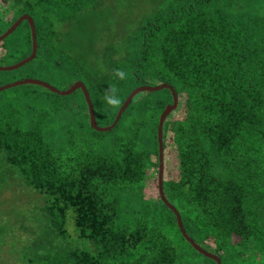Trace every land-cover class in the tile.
<instances>
[{
    "label": "trees",
    "instance_id": "obj_1",
    "mask_svg": "<svg viewBox=\"0 0 264 264\" xmlns=\"http://www.w3.org/2000/svg\"><path fill=\"white\" fill-rule=\"evenodd\" d=\"M170 2V10L126 37L121 50L104 49L109 52L98 56L95 70L87 69L86 56L79 63L65 56L64 90L84 80L96 126L108 127L134 89L172 87L178 105L162 127L163 156L170 157L162 175L165 198L185 233L221 264H264V0ZM101 3L10 0L11 18L0 12V35L27 15L36 53L14 71L0 70V86L9 82L5 74L25 67L59 73L52 43L58 27L76 24L65 37L82 32L85 38L83 11L97 15ZM31 52V28L23 20L0 40V66ZM111 87L119 106L105 100ZM13 90L9 97L0 92V193L24 187L40 196L30 199L39 211L38 234L28 245L27 218L0 225V259L10 255V264L18 263L31 248L46 252L45 264L216 263L186 241L159 194L147 193L158 175L157 127L173 102L169 89L138 92L106 131L91 126L79 89L59 95L21 84Z\"/></svg>",
    "mask_w": 264,
    "mask_h": 264
},
{
    "label": "rangeland",
    "instance_id": "obj_2",
    "mask_svg": "<svg viewBox=\"0 0 264 264\" xmlns=\"http://www.w3.org/2000/svg\"><path fill=\"white\" fill-rule=\"evenodd\" d=\"M9 1L10 0H0V12L4 19H10L11 12H13V9L12 8L10 9L9 7ZM101 2H102L101 5L97 9V11H100L99 14L95 15L94 12L95 9H88L85 11V13L83 11V15H84L83 20L86 22L88 29V35H86L85 38L84 37L83 39L81 38L82 32L76 34L75 37L71 35V38L69 37L68 35L69 33H68L67 36L65 37V34L68 31L71 32V30H73L77 26L76 24L72 25L65 23L63 25H60V27H58L59 28L58 32L60 33L58 34L59 39L54 40L52 43L56 47L54 50L55 55L53 57L56 58V61L59 64L55 68L56 70L59 71V73L57 72L55 74H50V73L44 74L39 70H35L36 67L34 66L31 69L25 67V71L23 72L19 73L15 71L14 73L10 72L9 74H5L4 79L6 81H9L6 84H11L24 79H30V78H24L26 77L25 75H27L32 77L31 79H36L43 82L45 81L54 88L60 91H64V89L69 84L68 76L61 75V73L65 70L64 68L65 65L62 62L65 56L68 58H70L69 55L74 57L73 59L70 58L69 60L72 62L75 61L77 63H79V61L86 56V60H85L86 62L84 63L87 64V69L95 70L97 68V61H96L97 58L101 57L100 56L101 53L102 55L104 54L103 56H105L106 55L105 52L108 51L106 50L104 52V49L112 47L115 51L121 50V44L126 39V37L134 33V31L138 27L142 26V24L147 19L153 16H158L160 11H163L164 9H166L167 11L171 9L170 0H101ZM69 39H71L72 43L69 42ZM20 61L16 63H10V65L8 66H13L19 63ZM8 66L6 65L1 67L8 68ZM14 70L16 69L8 70V71H14ZM16 78L17 80H14ZM19 78H24V79H19ZM83 81L84 80H79L77 82H82L84 84ZM3 92H5L8 95V97L14 95L13 87L5 89L3 90ZM165 160L170 161V157L166 158ZM11 176L13 177V175ZM6 180H9L7 182L12 184L13 186L15 185L13 184L15 181H13L10 176H6ZM149 183L152 184L154 188L147 189V193L148 195H152L154 197L158 194L157 179L151 180ZM38 197L40 196L37 195L36 193H33V191H29L25 189L24 187L21 188L11 187L8 190H4L3 192L0 193V225L5 226V224L8 222L9 223L8 227L10 228L14 224H16V220L18 221L20 217L27 218L25 219L27 220L26 230H29V226L32 229L31 231L32 233L28 232L27 235L26 242L28 243V245L32 244L37 239L38 233L36 234L35 232L36 227L34 224H35V215L38 214L39 211L37 212V209L35 208L36 205H34V203L32 204L30 199L33 200ZM30 221H32L33 224H31ZM37 224L40 228L41 223L38 222ZM0 236H2V233H0ZM45 255L46 252L45 253L42 251L36 252L31 248L25 249L21 251V256H19L18 258L19 262L15 264H45V260H44ZM5 257H6L5 255H2L1 257L2 259H0V264H10L9 261L11 259L10 255H7L6 258ZM21 257L23 259H20Z\"/></svg>",
    "mask_w": 264,
    "mask_h": 264
},
{
    "label": "water",
    "instance_id": "obj_3",
    "mask_svg": "<svg viewBox=\"0 0 264 264\" xmlns=\"http://www.w3.org/2000/svg\"><path fill=\"white\" fill-rule=\"evenodd\" d=\"M23 20H27L29 25H30V28H31L32 52L27 58L23 59L22 61H20L19 63L15 64L13 66H8V68L0 66V70L17 69V68L23 66L25 63L29 62L34 57V55L36 53V40H35L36 36H35L34 25H33L32 19L29 16H27V15H22L20 18H18L17 21L9 29H7L6 32H4L0 36V40L5 38L7 36V34H10L21 23V21H23ZM21 84L40 85V86H43V87L49 89L50 91H52L54 93H58L59 95H68V94L74 92L77 89L81 90L82 93L84 94V97L86 99L87 105L89 106L88 109H89V116H90V124H91V126L94 129H96L98 131H106V130L110 129L112 126H114L116 124L117 120L119 119L121 113L128 106V104L131 101L132 97L134 95H136L138 92H142V91H158V90H161L163 88L169 89L171 91V93H172V96H173V102H172L171 105L168 104V106H166L165 109L163 110V112H162V114L160 116L159 122H158V132H157V138H158V144H159L158 145L159 146V149H158L159 165H158V175H157V181H158V184H159L158 185L159 196H160L162 202L170 210H172L173 213L175 214L178 228H179L180 232L182 233L183 237L186 239V241H188L192 245V247H194L199 253H201L204 256L210 258L211 260L213 259L216 262L214 264H221V261H220L219 257H217L214 254L211 255V253L203 250L197 243H195L185 233V231L183 229L182 221H181V218H180V215H179L178 211L175 209V207L172 204H170L167 201V199L165 198L164 193H163L162 175H163V167H164V162L163 161H164V159H163V147H162V145H163L162 144V125H163V122H164L165 118L167 117L168 113H170L172 110H174L177 107V105H178L177 104L178 103L177 97H176V94H175V92H174L172 87H170V86H168L166 84H161V85H156V86H140V87L134 89L129 94L127 99L124 101L123 106L120 107V109H119V111L117 113V116H116L114 122L112 123V125H110L108 127H98V126H96L94 112H93V107H92V104H91V101H90L89 94H88V92L86 90L85 85L82 82H76L69 89L64 90V91H60V90L54 88L53 86H51L50 84H48L46 82L30 78V79H24V80H21V81H17V82L11 83V84L2 85V86H0V92L5 90V89H8L10 87L21 85Z\"/></svg>",
    "mask_w": 264,
    "mask_h": 264
},
{
    "label": "clouds",
    "instance_id": "obj_4",
    "mask_svg": "<svg viewBox=\"0 0 264 264\" xmlns=\"http://www.w3.org/2000/svg\"><path fill=\"white\" fill-rule=\"evenodd\" d=\"M115 75L120 78V79H125L126 78V73L123 71V70H116L115 72ZM116 92H117V89L115 87H111L109 88V90L107 91V94L105 96V100L106 102L111 105V106H119L120 104V100L117 98L116 96ZM178 101V100H177ZM178 104V103H177ZM168 106V105H167ZM173 111V110H172ZM162 114V113H161ZM169 115V113H168ZM167 115V116H168ZM161 116V115H160ZM160 119V118H159ZM166 119V118H165ZM159 122V121H158ZM163 127V125H162ZM157 132H158V127H157ZM158 139V138H157ZM162 144H163V141H162ZM164 145V144H163ZM162 145V147H163ZM159 147V146H158ZM163 159H164V156H163ZM165 161V159H164ZM163 161V162H164ZM164 168V167H163ZM157 184H158V181H157ZM159 185V184H158ZM158 185H157V190H158ZM159 194V192H158Z\"/></svg>",
    "mask_w": 264,
    "mask_h": 264
}]
</instances>
